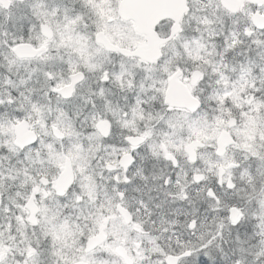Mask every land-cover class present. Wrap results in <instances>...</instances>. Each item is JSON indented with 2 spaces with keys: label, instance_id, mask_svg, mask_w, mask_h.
Instances as JSON below:
<instances>
[{
  "label": "snow or ice",
  "instance_id": "obj_1",
  "mask_svg": "<svg viewBox=\"0 0 264 264\" xmlns=\"http://www.w3.org/2000/svg\"><path fill=\"white\" fill-rule=\"evenodd\" d=\"M0 264H264V0H0Z\"/></svg>",
  "mask_w": 264,
  "mask_h": 264
}]
</instances>
